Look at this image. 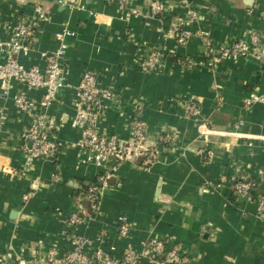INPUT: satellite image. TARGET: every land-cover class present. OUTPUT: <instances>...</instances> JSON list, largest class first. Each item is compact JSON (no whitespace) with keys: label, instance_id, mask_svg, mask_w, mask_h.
Segmentation results:
<instances>
[{"label":"crops","instance_id":"obj_1","mask_svg":"<svg viewBox=\"0 0 264 264\" xmlns=\"http://www.w3.org/2000/svg\"><path fill=\"white\" fill-rule=\"evenodd\" d=\"M59 1L0 0V42L12 39L19 21L36 18V8L46 14L17 55L23 67L44 71L46 55L59 49L62 37L67 44L64 88L44 107L54 160L26 167L23 153L22 133L46 101L45 91L15 83L4 96L0 86V264H45L51 249L58 256L68 250L73 233L94 247L114 248L115 255L140 251L144 242L159 238L181 246L185 264H264V212L256 201L264 196V105L244 108L251 93L264 92V65L255 57L213 66L203 59L208 42L230 43L252 32L264 36V0H127L125 8L120 0H87L70 8ZM156 2L163 12L156 13ZM191 12L196 20L185 26ZM176 26L189 32L184 43ZM154 49L172 54L159 70L144 73L139 63ZM5 61L0 53V64ZM85 71L113 94L104 100L100 134L128 139L138 118L150 146L164 130L175 137L157 146L148 171L129 161L116 170L111 164L102 168L112 178L99 210L72 228L68 215L87 207L78 190L102 173L85 162L81 128L71 124ZM19 94L34 103L33 114L16 109ZM191 98L200 104L198 118L184 112ZM250 179L257 182L253 198L237 197L233 182ZM122 216L132 223L126 238L118 234Z\"/></svg>","mask_w":264,"mask_h":264},{"label":"built area","instance_id":"obj_2","mask_svg":"<svg viewBox=\"0 0 264 264\" xmlns=\"http://www.w3.org/2000/svg\"><path fill=\"white\" fill-rule=\"evenodd\" d=\"M87 0H60V4L68 8L74 4ZM189 2V0H181ZM127 0H120V8H125ZM164 6L156 2V13H161ZM37 16L33 19L21 20L13 28V37L9 42H0V53L5 57L4 64H0V86L2 94L7 96L14 84H21L31 89H42L45 91L46 101L41 104L37 112H34V103L25 94L15 97V107L20 112H34L31 121L22 133L24 141L23 153L26 160V167L39 159L54 160L56 146L53 141V127L46 119L44 107L50 100L55 99L58 93L64 88L62 62L65 58L67 44L62 37L59 49L46 55V69L25 68L18 63L17 55L26 49L34 34L38 22L46 19V14L41 7L36 8ZM196 20V14L191 12L186 25L192 24ZM178 33L179 42L184 43L188 31L174 28ZM181 31V32H180ZM60 37V36H59ZM264 50V36L252 32L246 39H239L230 43L215 45L208 42L204 50V61L213 66L221 60H237L238 58L255 57L264 65L262 51ZM172 51L150 50L139 63V68L144 73H153L159 70L165 63L166 57ZM192 66L194 62H189ZM113 96L112 91L99 85L98 76L85 71L77 84L75 103L78 107L71 124L81 128L80 145L84 151L85 162L92 163L102 170L94 183L88 184L87 189L79 194V201L85 202L87 207L79 205V210L67 217V224L72 228L82 225L93 214L97 213L100 207L102 193L109 187L111 177L110 172L103 171L107 164H111L112 169L125 161L132 162L139 168L148 171L155 162L157 156V146L167 144L174 139L173 132L164 130L157 136L156 145L150 146L147 143L146 127L142 120L136 118L132 123V135L124 139L119 135L104 136L98 131L100 114L104 108V100ZM264 105V92L261 94L251 93L244 102L246 110L251 109L255 104ZM185 114L191 118L200 116V104L196 99L185 100L183 103ZM208 160H211L213 153L206 152ZM220 187L219 184L216 188ZM256 180H235L232 191L237 197L253 198L256 190ZM29 195V194H28ZM27 195V196H28ZM25 196V198H27ZM258 210L264 212V196H257ZM132 223L127 217L118 219V234L121 238L130 235ZM104 234L100 236L103 240ZM69 248L61 256L55 249H51L45 256V264H185L188 260L184 255L181 246L171 244L169 240L150 238L142 244L140 251L127 248L121 254L115 255L114 248L105 250L101 246L94 247L85 238L71 234ZM102 243V241H101ZM18 264H27L25 260L19 259Z\"/></svg>","mask_w":264,"mask_h":264},{"label":"trees","instance_id":"obj_3","mask_svg":"<svg viewBox=\"0 0 264 264\" xmlns=\"http://www.w3.org/2000/svg\"><path fill=\"white\" fill-rule=\"evenodd\" d=\"M87 185H82L80 190H78L77 194H80L82 191H85L87 189Z\"/></svg>","mask_w":264,"mask_h":264},{"label":"water","instance_id":"obj_4","mask_svg":"<svg viewBox=\"0 0 264 264\" xmlns=\"http://www.w3.org/2000/svg\"><path fill=\"white\" fill-rule=\"evenodd\" d=\"M10 264H14V263H10Z\"/></svg>","mask_w":264,"mask_h":264}]
</instances>
